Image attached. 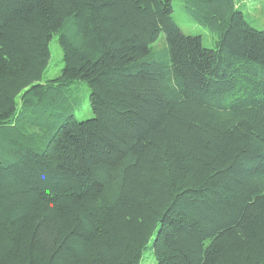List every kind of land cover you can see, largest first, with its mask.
I'll return each instance as SVG.
<instances>
[{
    "label": "trees",
    "instance_id": "obj_1",
    "mask_svg": "<svg viewBox=\"0 0 264 264\" xmlns=\"http://www.w3.org/2000/svg\"><path fill=\"white\" fill-rule=\"evenodd\" d=\"M246 1L183 0L207 46L172 0H0V264H264V28Z\"/></svg>",
    "mask_w": 264,
    "mask_h": 264
},
{
    "label": "rangeland",
    "instance_id": "obj_2",
    "mask_svg": "<svg viewBox=\"0 0 264 264\" xmlns=\"http://www.w3.org/2000/svg\"><path fill=\"white\" fill-rule=\"evenodd\" d=\"M172 3V16L175 22L181 27V29L185 33L201 35L202 43L204 45H213L215 40V31L210 29L207 25H204L196 20L194 14L184 6L183 0H172ZM246 3V11L250 16L254 18L255 25L264 28V0H247ZM164 45V34L161 33L157 40L151 44V47L156 49L163 47ZM49 48L50 58L45 72L42 76L43 80L58 75L63 65L62 51L55 38L50 41ZM80 93H85L86 96L88 95V91H84L83 88L80 89ZM72 110L77 118H84L86 116H89L91 114V108L88 97H81L77 108H72ZM147 255H149V253H147Z\"/></svg>",
    "mask_w": 264,
    "mask_h": 264
}]
</instances>
